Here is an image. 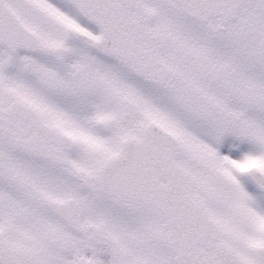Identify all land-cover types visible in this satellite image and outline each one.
Returning a JSON list of instances; mask_svg holds the SVG:
<instances>
[{
	"label": "snow or ice",
	"instance_id": "snow-or-ice-1",
	"mask_svg": "<svg viewBox=\"0 0 264 264\" xmlns=\"http://www.w3.org/2000/svg\"><path fill=\"white\" fill-rule=\"evenodd\" d=\"M0 264H264V0H0Z\"/></svg>",
	"mask_w": 264,
	"mask_h": 264
}]
</instances>
